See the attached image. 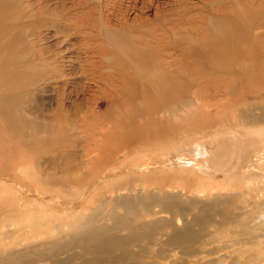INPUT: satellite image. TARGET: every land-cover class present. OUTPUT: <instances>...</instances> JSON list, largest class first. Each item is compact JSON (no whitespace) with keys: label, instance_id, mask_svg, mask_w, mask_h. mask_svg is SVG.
Segmentation results:
<instances>
[{"label":"rangeland","instance_id":"1","mask_svg":"<svg viewBox=\"0 0 264 264\" xmlns=\"http://www.w3.org/2000/svg\"><path fill=\"white\" fill-rule=\"evenodd\" d=\"M13 3L0 264H264V0Z\"/></svg>","mask_w":264,"mask_h":264},{"label":"bare ground","instance_id":"2","mask_svg":"<svg viewBox=\"0 0 264 264\" xmlns=\"http://www.w3.org/2000/svg\"><path fill=\"white\" fill-rule=\"evenodd\" d=\"M14 5V3H13V0H0V19H2V18H6L8 15H9V11H10V9H11V7ZM4 26V25H3ZM18 61H19V59H18ZM10 79H11V75L10 76H4L1 80H0V88H1V85H5V83L6 84H9L7 81H10ZM7 98H8V96H6V93H3V92H1L0 91V113H6L5 111V109H4V107H6V106H2V104L7 100ZM8 108V107H7ZM262 153V152H261ZM262 155H263V153H262ZM263 158V157H262ZM252 159V158H251ZM251 159H249L248 160V164H246V168H244L243 170H242V172H243V176H246V177H252L254 174H258V172H257V170H256V166H257V164H255V162L253 163V161L251 160ZM264 159V158H263ZM261 161V160H260ZM264 165V163H262V164H260L259 165V167L260 166H263ZM239 172V171H238ZM261 172V171H260ZM238 174V173H237ZM264 174V173H263ZM261 175H256L255 177H254V179L255 178H257V177H260ZM258 187V186H257ZM246 188V189H245ZM252 188V186H251V182L250 181H247L246 182V184H245V186L243 187V189L241 190V192L239 193L240 195H251V189ZM259 188V190H260V193H264V189L262 188V187H258ZM165 198V197H164ZM161 205H162V211L161 212H164V211H167V207H168V205H170L169 204V202H167L166 200H164V201H162L161 202ZM258 206H259V204H257ZM260 207V206H259ZM263 207V208H262ZM203 208V207H202ZM201 214V213H200ZM112 216V215H111ZM257 216V215H256ZM261 216V218H262V220H259L260 222H263L264 223V206H261V209H260V211H259V217ZM225 217V216H224ZM223 217V218H224ZM89 218V217H88ZM226 222V221H225ZM227 223V222H226ZM83 225V224H82ZM83 227L87 230V233L86 234H83V235H76L75 236V238H73L72 240H71V243L72 242H74L75 240L76 241H78L79 240V242L81 241V242H83L84 243V245H85V247L87 248L88 246H86V245H88V243L89 242H93V241H96L97 240V238H99V235L101 234L100 232H103L104 230H103V228L102 227H94V225H93V220L91 219V218H89V219H87V221L84 223V225H83ZM255 228V227H254ZM148 229V228H147ZM97 230H101V231H97ZM103 230V231H102ZM81 232V231H80ZM180 236H183L182 234H179ZM77 238H78V240H77ZM176 238H179L177 235H175V236H173V239H176ZM255 238V241H253V242H246L245 241V239L246 238H244L243 240H239L238 242L237 241H232V245L231 246H235V245H237V244H239L241 241H244L246 244H250V245H254L256 242H258V240H259V237L258 236H255L254 237ZM117 240V239H116ZM115 240V238L113 239L112 238V240H111V243L113 242V241H115L116 243H117V241ZM75 241V242H76ZM190 241H192V239L190 240ZM110 242V241H109ZM123 242V240H120L118 243V245H120L121 243ZM168 243V242H167ZM186 243V242H185ZM107 244H109V243H107ZM91 246H94V245H91ZM56 247H59V248H62L61 246H57V245H55V246H52V248L50 247L48 250L51 252V251H53L54 249L57 251V248ZM83 248V247H82ZM99 248V247H98ZM103 248V247H102ZM122 254H124V253H122ZM259 255V254H258ZM257 255V256H258ZM257 256L255 257L256 259H257ZM255 258H252V259H254L255 260ZM251 259V258H250ZM252 259H251V261L250 262H252ZM249 261V260H248ZM241 264H245V263H241Z\"/></svg>","mask_w":264,"mask_h":264}]
</instances>
